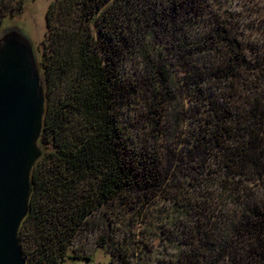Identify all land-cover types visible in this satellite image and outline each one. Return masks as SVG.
<instances>
[{
  "label": "trees",
  "instance_id": "16d2710c",
  "mask_svg": "<svg viewBox=\"0 0 264 264\" xmlns=\"http://www.w3.org/2000/svg\"><path fill=\"white\" fill-rule=\"evenodd\" d=\"M21 2L0 0V30ZM219 3H51L40 63L45 153L19 235L27 264L91 261L74 245L105 218L99 246L110 264H134L138 247L114 235L126 222L114 224L116 204L134 225L161 208L156 264H264V50L243 38L264 13L241 17ZM132 60L140 76L138 66L127 75ZM149 253L142 244L136 254Z\"/></svg>",
  "mask_w": 264,
  "mask_h": 264
},
{
  "label": "water",
  "instance_id": "95a60500",
  "mask_svg": "<svg viewBox=\"0 0 264 264\" xmlns=\"http://www.w3.org/2000/svg\"><path fill=\"white\" fill-rule=\"evenodd\" d=\"M4 25V24H3ZM41 56L18 24L0 30V264H27L20 241L29 216L47 93Z\"/></svg>",
  "mask_w": 264,
  "mask_h": 264
},
{
  "label": "rangeland",
  "instance_id": "374dc122",
  "mask_svg": "<svg viewBox=\"0 0 264 264\" xmlns=\"http://www.w3.org/2000/svg\"><path fill=\"white\" fill-rule=\"evenodd\" d=\"M21 8L20 9V16L12 18V19H7V21H4V25L6 24H18V26L24 30L27 35L30 37L31 41L33 42L34 46H36V48L38 49V54L39 56H41L42 54V49H41V44L44 41V39L46 38V17H47V12L48 9L51 5V3L54 2V0H21ZM253 0H243V2H240V0H220L221 7H223V5L225 6L224 9H228L227 13L232 14V12L234 13H240L241 17H248V13L250 11H253L255 13H260L259 15H263L264 13V0H254L252 3H250ZM224 3V4H223ZM1 4V3H0ZM3 4V3H2ZM5 4V3H4ZM9 4V3H8ZM223 4V5H222ZM220 6V5H219ZM220 7V8H221ZM231 8V10H230ZM249 8V9H248ZM244 9V12H243ZM1 10H3L1 8ZM249 23V21L247 20H243V24ZM3 25V26H4ZM250 33L252 35H250ZM243 38L245 41V44L248 45L249 41L251 44L253 45H259L262 44L263 46H261L260 48H262V50H264V18H261L255 22H252V26L249 29V33L246 34V36L243 34ZM261 40V41H257ZM249 44V45H251ZM258 47V46H257ZM259 48V47H258ZM150 52H148L149 54ZM151 54V53H150ZM142 65L141 66L138 64L137 61H130L129 63H127V67H126V72L127 75H136L137 74V66L139 67V76L141 74V70H142ZM175 71H177V77H176V82L179 81L181 74L179 72V70L177 69V67L175 66ZM178 89L180 87V85H177ZM181 88V87H180ZM177 89V91H178ZM185 93V92H184ZM179 94V91L177 92V95ZM185 95L187 96V94L185 93ZM184 95V97L186 98V96ZM184 98V99H185ZM181 102V101H180ZM139 107V106H138ZM138 107H136L137 109H139ZM182 113L183 111L185 112V115L189 116L191 114V106L189 104H187L186 99H185V106L182 107ZM134 114V112L132 113ZM130 121V120H129ZM130 122H133L132 120ZM132 125H136V123H133ZM171 127L173 130L178 131V129H181L180 127H177V123L175 120H172L171 122ZM132 132L134 133L135 129H131ZM182 139V137L180 138V140ZM121 206H119L118 204H116L111 211H109L108 213L113 214V219H114V224H118V218L119 217V221L120 223H122V221H126L123 222L122 225L123 226V230L122 232L118 234V236L116 234H114L117 238V240L119 241V243L123 242V240L125 239V237H130V239L133 241V244L136 247H138V251H141V247L142 244H146L148 245L149 249H151L152 253L147 254V256H142V255H138L135 253L136 258H134V264H156L157 258L155 257V253L157 252H162L164 253V250L162 249V246L160 244V230H159V224L160 221L158 220V216L160 214V209L158 214L152 218V216L146 220H144V223L142 225H139V222H135L136 225L132 224V221L130 218V214L131 212H129V210L126 208H122ZM113 210V211H112ZM130 216V217H129ZM129 218V219H128ZM116 219V220H115ZM104 220L103 222V226H102V230L96 232L95 234L89 236L88 239H83L82 241H77L74 245V250L76 254H79L80 256L82 255H86L88 256L91 261H87V260H72L69 258L66 259V261L62 264H110V262L112 261V255L110 250H107L105 248H102L99 246V242H100V238L101 237H105L107 239L108 234L105 231L104 227L106 225V218L102 219ZM127 224H131L133 225V231L132 233H129L127 236H125L124 231H127L129 226H126ZM114 226V230L116 231V225ZM145 250V249H144ZM154 253V255H153ZM72 255V253H71ZM142 256V257H141ZM141 257V258H140ZM154 261V262H151Z\"/></svg>",
  "mask_w": 264,
  "mask_h": 264
}]
</instances>
